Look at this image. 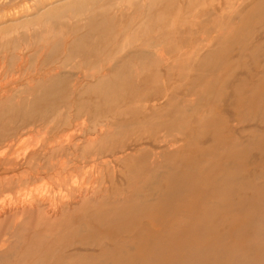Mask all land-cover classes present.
<instances>
[{
  "label": "rangeland",
  "instance_id": "1",
  "mask_svg": "<svg viewBox=\"0 0 264 264\" xmlns=\"http://www.w3.org/2000/svg\"><path fill=\"white\" fill-rule=\"evenodd\" d=\"M263 32L264 0H0V148L47 136V149L21 172L5 164L10 156L2 161L0 181L27 176L12 196L55 187L58 200L70 195L55 183L68 176L57 161L77 183L83 167H97L92 201L74 205L64 228L29 220L0 229V247L8 246L0 264L103 263L139 234L163 233L148 206L179 169L202 177L201 189L225 180L229 192L213 193L209 204L225 211L246 201L257 230L245 238L247 253L264 248ZM73 128L82 136L69 152L48 153ZM127 211L130 220L119 223ZM188 215L167 225L197 224ZM230 216L218 221L220 234Z\"/></svg>",
  "mask_w": 264,
  "mask_h": 264
},
{
  "label": "bare ground",
  "instance_id": "2",
  "mask_svg": "<svg viewBox=\"0 0 264 264\" xmlns=\"http://www.w3.org/2000/svg\"><path fill=\"white\" fill-rule=\"evenodd\" d=\"M51 1L53 2V0H51ZM263 34H264V32H263ZM216 37H214V38H216ZM260 42H262V41H260ZM254 44H256V43H254ZM231 86H232V84H231ZM233 86H234V84H233ZM169 96H171V95H169ZM259 97H260V95H259ZM187 98H189V97H187ZM113 102H115V101L112 100V104H114ZM110 103H111V101H110ZM116 103H117V101L115 102V104ZM90 104H92V103H90ZM115 104L112 106L115 107ZM87 105H89V104H87ZM226 111L228 112V110H226ZM235 118H236V116H235ZM78 120H76V121H78ZM89 120H91V119H89ZM98 120H100V119H98ZM83 122H84V120H83ZM84 123L82 124L83 126H84ZM77 125H78V123H77ZM99 125H101V122ZM80 127H82V126H80ZM74 128L76 129V127H74ZM74 128L72 131L70 130L66 134H64L63 136L58 137V140H55L56 143L53 142V143H55V145L49 144L50 146H47V147H49L48 153L53 154V155L56 153H62L64 150L68 149L72 144H74V142L77 140V138L82 136L81 135L82 130H80L82 128H80L78 130H74ZM84 129H86V128L84 127ZM114 130H116V129L114 128ZM43 132H41V133H43ZM104 132H105V130L103 131V133ZM99 137H100V135H99ZM46 138H47V136L46 137L43 136L41 138V141L37 142L35 145H29V146H26L24 148H23V145L19 144L20 142H15L14 140L8 142L7 144H5V146L3 148H0V163L2 161H5L6 158H8L10 156V158L7 160V162L5 161V164H9L10 168L14 172H16V171L21 172L22 171L21 168H23L27 164L29 165L28 162L32 161V159L38 155L40 150L46 148L45 144L43 143L45 140H47ZM91 138H93V137H91ZM162 138H163V136H162ZM18 141H21V140H18ZM179 141H181V140H179ZM207 141H209V140H207ZM119 142H120V140H119ZM82 143H84V142H82ZM101 144H100V146H102ZM80 146H84V145L80 144ZM147 148H150V147H147ZM73 149H71V151ZM87 149H89V148H87ZM87 149H85V150H87ZM68 150H70V149H68ZM68 150H66V151H68ZM127 150H128V148H127ZM12 151L14 152V155L11 154ZM81 153H82V151H81ZM64 156H66V155H64ZM255 157H256V155H255ZM63 158H65V157H63ZM68 158H70V157H68ZM91 158H94V157L92 156ZM33 160H35V158ZM93 160H95V159H93ZM72 164H73V162H72ZM81 165H82V163H81ZM92 165H94V164H92ZM97 165H98V163H97ZM130 165H132V164H130ZM56 166L59 167V172H58L59 174H61L60 172H63V174H66L68 176L63 177L64 175L63 176L57 175L56 176L57 180L54 179V180H56L55 183L59 188H61L60 190H62L64 188L69 193L70 197L68 196L67 193H66L67 195L62 194L61 193L62 191H61L60 194H62L64 196L62 197L60 194H58L59 199L56 200V195L53 194V196H52V194H50L51 192H53L55 190V187H51V188H53L52 189L53 191H50V193H40L39 194L36 192L35 193L25 192L24 194H17L16 196H12L13 193L11 194L9 192H13V190L19 186L22 187L30 179H28L27 176H21L19 174L13 178L5 179L4 181H0V195L3 194L2 198H0V229L4 228L6 226H14V228H15V226H18V224H20L21 222H25V221H29V220L30 221L39 220L41 224H44V225L49 226V227H50V225L52 227L54 226L55 229L58 230V229H61L62 225H63L62 228H64V224H66L67 220L70 217L69 212L75 211L73 209L74 205L85 204V203L92 201L91 200L92 198L89 197V194L92 192L91 190L93 188L92 187L93 174L96 171V168H97L96 166L86 165L85 167L82 168V170H80L81 183H77V181H74L73 174H75L76 172L72 173V169H68L65 166V161L64 162H61V160L57 161ZM126 168H127V166H126ZM24 170H25V168H24ZM24 170H23V172H24ZM43 170H45V169H43ZM47 170H50V169L48 168ZM98 170H100V169L98 168ZM120 172H122V171H120ZM44 173L47 174L46 170ZM54 173H56V171ZM42 177H43V174H42ZM40 179H41V177H40ZM0 180H2V179H0ZM167 180H168V188L166 189V191L159 197V199L157 201H155V203L153 201V202L149 203V206H148V209H150L152 211L151 221L154 223V212H155L156 215L159 216L158 220L159 219L163 220L162 224L164 225V228H166L165 231L161 234H159V233L154 234V232H148L147 234L143 235V237H140V234H139L138 238L136 240L131 238V239L135 240L136 243L134 242L133 246L128 245L125 248L123 254L119 253V256H112V254H109V255L105 254L101 258V259H103V263H96V264H264V248H262V249L257 248V250L253 249V251L247 253V249H246L247 247L245 245L246 244L245 238L247 237L249 231H251L254 234H257V230L253 226L254 217L250 214L249 209H248L249 204H247L246 201L242 200L235 207L228 206L225 211L224 210L220 211L219 209L215 210V208L209 204L208 199L212 196L213 193L218 192V191H223L225 193L229 192L225 188V187H227L225 185L226 184L225 180L214 179L212 182H209L207 180L205 182L206 183L205 189H201L199 187V184H201L200 182H204L203 178L197 177V175L195 173H193L192 170H189V169H186V170H180L179 169L177 172L170 174L168 176ZM32 181H34V180H32ZM232 183H234V180L232 181ZM124 187H126V186H124ZM47 189H48V187H47ZM63 192H64V190H63ZM248 198H250V197H248ZM251 198H254V197H251ZM118 199H120V198H118ZM206 200H207V203H206ZM94 202H96V201L94 200ZM199 203H200L199 209L204 207V210L201 213V215H198L196 217L197 205ZM134 206L137 207L138 205L135 204ZM185 211H187L189 213V215L187 217L188 220H190L192 223L194 221H196L197 224H191L188 226L187 225L180 226L179 224L167 225L170 218L175 219V218L181 216ZM224 215L225 216L226 215H232V216H230V217H232V221L228 226V230L225 231L224 234H220L217 231L218 221H220V220L222 221V218L224 217ZM131 216H132V214L127 211L126 214L122 217V219H119L120 221H118V222L120 223L121 221H128V220H130ZM227 217H229V216H227ZM102 223L107 224L108 222H105V220L103 221L102 219H98L97 226L99 224H102ZM33 224L34 223L32 222L31 225H33ZM35 226H36V224H35ZM40 227H42V226H40ZM19 229L21 230V228H19ZM32 229L34 230V228H32ZM32 229H30V230H32ZM37 229L40 230V228H37ZM261 232L264 235V229ZM36 234H39V233H36ZM126 238H128V237H126ZM2 239H3V237H2ZM131 239H129V241L133 242V240H131ZM8 243H10V242H8ZM3 247L5 248L6 246L0 247V251H3V250H1V248H3ZM6 248H8V246ZM8 254L9 253H6L5 256L7 257ZM13 254H14V252H13ZM112 257H116V258H112ZM107 261H109V263H106ZM26 264H27V262H26Z\"/></svg>",
  "mask_w": 264,
  "mask_h": 264
}]
</instances>
